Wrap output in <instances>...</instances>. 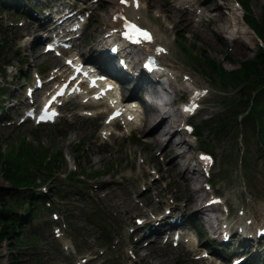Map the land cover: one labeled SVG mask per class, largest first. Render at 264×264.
Masks as SVG:
<instances>
[{
    "label": "rangeland",
    "instance_id": "rangeland-1",
    "mask_svg": "<svg viewBox=\"0 0 264 264\" xmlns=\"http://www.w3.org/2000/svg\"><path fill=\"white\" fill-rule=\"evenodd\" d=\"M4 1L6 10L0 11V43L6 38L8 45L0 58V91L6 92L0 97L3 110H0V151L9 153V158H12L11 152L18 156L10 164H18V177H34L36 185L29 188L56 193L35 219L38 226L31 228L26 225V234L38 232L37 248L19 249L18 264H78L84 258L87 261L81 264H212L208 258L196 259L200 256L202 245L210 248L208 243L218 244L216 240L219 239L218 230L213 233L203 223V215L193 214L207 194L202 186L204 178L198 175L197 179L185 181L177 174L188 161L196 168L193 160L196 154L202 155V151L210 152L213 157L207 182L235 205L234 211L238 207L243 211L239 214L242 216L240 225L246 228L244 234H252L249 233L252 231V219L246 217L259 220L264 216V158L258 157V143L253 130L242 129L238 123L236 128L231 126L226 135L217 139L209 134L206 127L199 126L204 118L212 117L208 120L212 123L211 120L227 116L228 107L223 105L222 97L235 99L239 92L236 87L240 82L230 77L223 78L218 70L208 65V59L213 58L224 70L234 71L239 69L242 61L252 59L262 48L254 31L243 22L239 0H195L186 8L183 3L187 0H139L136 8L137 21L153 31L156 40L166 50L156 54V59L160 58L169 70L168 78L176 84L170 91L165 84L159 83L166 90H163L165 99H159V104L168 101L166 107L174 114L173 127L179 119H185L190 128L188 123L194 125L192 131H199L197 137L190 130L186 132L189 149L182 146L188 151L182 153L184 159L179 160L176 171L168 164L174 145L168 144L165 152V147L149 142L159 127L148 131L151 120L142 128L109 124L106 127L112 133L106 135L101 133L104 114L95 113L97 118L88 116L84 113L87 110L81 108L84 105L74 99L62 105V117L56 121L66 123V135L54 132L56 124L39 132L31 121L20 123L22 110H19L24 102V89L33 83L36 73L47 81L52 71L66 68L61 57L53 53L43 54L37 31L46 6L59 0H48L47 4L41 3V0ZM246 1L252 15H262L264 0ZM122 2L97 0L90 4L88 22L75 43L80 54L86 56L92 53L91 49L96 47L95 41L104 27L118 16L116 6ZM87 3L88 0H82V5ZM217 4L222 5L219 12L214 9ZM101 50L99 56L103 55ZM137 50L139 55L140 50ZM68 53L74 54L71 51ZM131 69L136 73L134 67ZM47 83L44 89L50 87L49 80ZM131 86L127 84L123 87L128 91ZM179 87H185V90ZM192 87L202 92L199 98L201 107L196 114L183 118L177 107L188 101ZM44 89L37 91L35 100L44 98ZM135 94L143 104L141 99L147 94L141 89H137ZM233 106L232 103L230 112ZM144 109L149 111L145 112L146 118H152L151 109ZM206 144L211 147L207 148ZM182 147L180 150H183ZM57 153L65 158V163L60 158L51 168L50 165L55 162L53 156L59 158ZM243 157L255 164L250 170L253 177L251 185L243 170ZM35 161L36 164L41 162L40 168L33 164ZM1 164L4 162L0 160V187L5 188L13 184L10 172L15 168L6 171ZM67 176L77 179L68 181ZM80 179L82 181L78 183ZM198 185L201 199L200 193L194 196ZM173 204L174 207H170L172 215L182 213V226L188 230V235L185 233L176 246L172 241L165 242L163 237L155 238L152 234L145 239L147 244L145 240L139 241L138 236L143 231L141 226L136 232L130 231L136 226V217L149 220L155 213L165 215L164 209ZM87 216L94 218L88 220ZM195 233L202 235V243L196 252L189 254V237L196 241ZM239 240L234 238L232 245H219L218 250L225 251L220 254L236 250ZM242 243L244 246L239 248L249 255L246 264H264L263 239L257 242L245 239ZM12 244L13 241L0 244V264L11 263L15 253ZM136 244L142 248L139 253L135 251Z\"/></svg>",
    "mask_w": 264,
    "mask_h": 264
},
{
    "label": "trees",
    "instance_id": "trees-1",
    "mask_svg": "<svg viewBox=\"0 0 264 264\" xmlns=\"http://www.w3.org/2000/svg\"><path fill=\"white\" fill-rule=\"evenodd\" d=\"M243 6L244 21L248 26H250L256 34L261 38L264 43V12L259 17H255L250 13V7L246 0H239ZM4 0H0V11L4 9ZM25 12V11H23ZM22 12V13H23ZM8 45L7 39L3 38V42L0 43V58L3 55V49ZM208 59V65L221 73L223 78L230 77L233 81L240 82L238 88V99H232L228 96L222 97V103L225 107H228L227 116H220L217 120H211L212 123L202 120L201 128L206 127L208 132L213 137L219 139L222 135H226L227 131L231 126L237 127V124L241 126L242 129H252L255 135L256 141L258 143L257 154L258 157L264 158V48H259L256 55L252 59H247L241 62L238 70L228 71L220 68L218 62ZM240 73L241 75H237ZM236 75V76H234ZM244 76L246 77L244 79ZM5 92L0 91V97L4 95ZM232 99V100H231ZM233 103V108L232 107ZM1 110V108H0ZM46 126H40L39 132L46 130ZM197 127V126H196ZM54 132L66 135L68 129H66V124L64 122L57 123L54 126ZM42 129V130H41ZM198 129H200L198 127ZM245 129V130H246ZM196 133H199L196 130ZM247 144V142H246ZM207 148L211 145L206 144ZM9 153H2L0 151V160L4 164H1V168L10 172L12 178V183L7 187H0V244L3 241H13V248L15 253L12 255V260L10 264H18V254L22 247H28L36 249L35 241L37 240L38 232H32L26 234V225L31 228L38 226L35 219L38 218L40 211L42 212L46 209V202L50 203L49 200L55 196L56 193H48L43 190L31 189L28 186L36 185L34 182V177L31 179L27 177H18L16 169L18 164H10L12 160H17L18 156H15L12 152L10 153L12 158H9ZM59 158H54L53 165L51 163L50 167L54 168V165L64 158L61 154L57 153ZM5 156V157H4ZM62 156V157H61ZM243 170L247 174L246 180L251 185L253 184V177L251 175V168L254 167V163L247 162V158H242ZM9 163V164H6ZM34 165L40 168L41 162ZM49 167V166H48ZM68 181H74V178H67ZM23 183V184H20ZM44 208V209H43ZM86 214V213H85ZM88 220L93 219V216H87ZM36 231V230H35ZM40 262V261H38ZM105 264H110L106 262Z\"/></svg>",
    "mask_w": 264,
    "mask_h": 264
},
{
    "label": "bare ground",
    "instance_id": "bare-ground-1",
    "mask_svg": "<svg viewBox=\"0 0 264 264\" xmlns=\"http://www.w3.org/2000/svg\"><path fill=\"white\" fill-rule=\"evenodd\" d=\"M137 7H138V2L136 0H124V3L117 5L116 6L117 12L121 14V17L117 20L109 21V25L104 27V29L102 30V34H100V37L95 41L96 47L93 46V48L91 49L93 50L92 53H89L86 56L90 59H96V60L105 59L106 61H105L104 67H107L109 70L115 73V72H118L119 70V65L116 62V56L108 55V56H105L104 58L99 57V52L101 48H103L105 45L111 42L117 45L119 52H124L127 55H129L131 59L130 66L133 65V67L135 68L138 74L137 78L135 79V82L133 81L134 84H133V90L131 91V95L136 96L135 91L137 89H141L144 92V94H147V96H145L144 99L148 106V109H151L152 118H149V117L146 118V115H145V117L143 118V121L140 122V116H139L140 110L139 108H134L132 109V114H134V118L132 121H129L127 123L128 124L127 126L132 125V124H137L138 128H142L144 125H146V123H148L151 120L150 128H148V131H150L151 129L153 130L159 125L156 132L151 135V140H149V142L152 144L160 145L163 148L165 147L164 149L165 152H167L166 146H168V144L174 145L171 148L173 149L174 153L171 154V157L169 158L170 163L168 164H171L170 165L171 168L172 167L175 168V171H176L177 167L180 164L179 160L182 161L184 159V155L182 156V153L188 151L187 148L189 149V146H187L188 139L186 138L185 132L183 128L180 126L179 121L181 119H179L177 125L173 127L172 123L174 121L173 119L174 114L170 110V108L166 107V105L168 104V101L164 100L162 104H159V99H165V94H164L165 92H163V90L164 91L166 90L163 87H160L159 82H158V77L156 76H160L164 74H155L153 78H149L151 75L147 73H141L139 71L140 65L137 60L138 50H136L135 48L133 49L129 48L125 39L122 38L119 34V25L121 22L122 15L125 14L130 19L134 20V18H136L138 14L136 10ZM214 9H216L219 12L222 9V5L217 4ZM158 15L161 16V13H159ZM225 19L228 20V18L226 17ZM150 37L152 39L150 44H154L155 46H158L159 44H161L160 42L156 40V38H154V34L152 35L150 34ZM146 48H147V45L145 44L141 45V49L146 50ZM63 67L65 66L63 65ZM64 70L65 68H63V70L61 71L55 72L53 76L55 75L57 77H62L64 75L63 74ZM175 81L177 80L175 79ZM60 83L61 81L58 82V85ZM168 84L171 86L170 91H173L172 90L173 85H176V84L172 83L170 79L168 80ZM179 88L185 90V87H179ZM193 88L194 87H192V89ZM84 96L85 95L79 96V99L83 98ZM136 100L137 98H135V101ZM97 103L98 102H93L92 104L95 105ZM136 104L139 106L138 102H135V105ZM102 105L107 106L106 103H103ZM178 108L179 107H177V110L179 111ZM98 111L100 110L91 111V112L98 113ZM175 111L176 110H174V112ZM164 135L165 137H163ZM175 135H178L179 137L182 136V137L179 138L178 140H172L175 137ZM183 145L187 146V148L183 149L182 147ZM181 147L183 150H180ZM193 164L197 165V167L195 168L194 166H190L189 161H188V164L186 163L185 165H183V167H181L177 173V174H180L181 178H183V180L185 181H187L188 179L190 180L197 179L196 176L198 175H201L199 177L204 178V182L202 183V186L207 194L202 204L195 208V210L193 211V214H197V215L200 214L201 217L203 215L202 217L203 223L208 228H210L211 232L212 231L214 232L218 227H220L223 231L226 227H228L229 233L231 234V236L239 240L238 238L242 234L241 229H240V220L242 216L240 215L242 214L243 211H241L239 207L237 210L234 211L233 209H235L234 208L235 205H232L230 202H228L227 197H224L222 196V194L217 193L216 189H214L212 185L207 186L206 172H207V167L210 168L209 166H207L206 164H201L196 159L193 160ZM198 187L199 185L195 188L196 194L194 196L197 197L199 196L198 193H200V199H201V190ZM174 205L175 204L169 206V209L174 207ZM263 221H264V217L259 220L257 218H253L254 228L251 231L253 234H254V230L256 229V227L262 224ZM145 238L146 236L140 237L139 241L145 240ZM239 241H242V240H239ZM141 249L142 248L138 244L135 245L136 252L139 253Z\"/></svg>",
    "mask_w": 264,
    "mask_h": 264
},
{
    "label": "snow or ice",
    "instance_id": "snow-or-ice-1",
    "mask_svg": "<svg viewBox=\"0 0 264 264\" xmlns=\"http://www.w3.org/2000/svg\"><path fill=\"white\" fill-rule=\"evenodd\" d=\"M143 35L145 36V38H149L146 33H143Z\"/></svg>",
    "mask_w": 264,
    "mask_h": 264
}]
</instances>
